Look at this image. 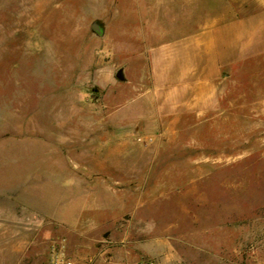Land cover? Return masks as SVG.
<instances>
[{
  "label": "rangeland",
  "instance_id": "obj_1",
  "mask_svg": "<svg viewBox=\"0 0 264 264\" xmlns=\"http://www.w3.org/2000/svg\"><path fill=\"white\" fill-rule=\"evenodd\" d=\"M200 1L0 0V264H264V0ZM211 26L214 101L157 117Z\"/></svg>",
  "mask_w": 264,
  "mask_h": 264
},
{
  "label": "crops",
  "instance_id": "obj_2",
  "mask_svg": "<svg viewBox=\"0 0 264 264\" xmlns=\"http://www.w3.org/2000/svg\"><path fill=\"white\" fill-rule=\"evenodd\" d=\"M200 3L202 2L200 1ZM188 19H190V22H215L214 16L210 19L197 17L195 20L188 16ZM245 19L244 17H238L236 22L241 23ZM214 40L215 27L211 26L182 37L180 43L178 42L171 48L160 49L159 52L151 50L149 56L151 62L154 65L162 63L164 70L167 71L164 82L160 83L161 86L165 87L163 93L168 94V96L172 93L178 95L175 97L176 99L166 98L162 102L163 110L161 111L163 114L158 113L160 110L157 107V117L181 118L184 107L199 116L206 111L208 104L214 101L216 67ZM172 70L174 71L173 79L170 77V71ZM188 88L191 90L188 91ZM185 94L186 96L193 94V100L190 97L183 100L182 97ZM83 211L87 210H80V213ZM70 215L71 211L69 210L68 218H65V221L69 223V229L72 228L71 223L73 222L70 220ZM85 263L88 264L89 262Z\"/></svg>",
  "mask_w": 264,
  "mask_h": 264
},
{
  "label": "built area",
  "instance_id": "obj_3",
  "mask_svg": "<svg viewBox=\"0 0 264 264\" xmlns=\"http://www.w3.org/2000/svg\"><path fill=\"white\" fill-rule=\"evenodd\" d=\"M48 264H75L74 259L67 256L63 241H59L52 245ZM131 264H154V262L150 260H140Z\"/></svg>",
  "mask_w": 264,
  "mask_h": 264
},
{
  "label": "water",
  "instance_id": "obj_4",
  "mask_svg": "<svg viewBox=\"0 0 264 264\" xmlns=\"http://www.w3.org/2000/svg\"><path fill=\"white\" fill-rule=\"evenodd\" d=\"M93 27L95 29H97V26L93 25ZM116 78L119 79V80H122L123 79V76H122V71L119 69L116 74H115Z\"/></svg>",
  "mask_w": 264,
  "mask_h": 264
}]
</instances>
